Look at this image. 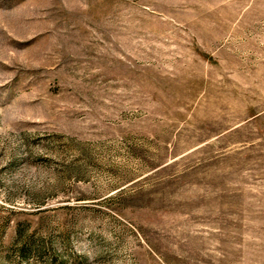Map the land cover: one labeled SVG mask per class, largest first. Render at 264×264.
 <instances>
[{
	"label": "rangeland",
	"instance_id": "1",
	"mask_svg": "<svg viewBox=\"0 0 264 264\" xmlns=\"http://www.w3.org/2000/svg\"><path fill=\"white\" fill-rule=\"evenodd\" d=\"M0 264H264V0H0Z\"/></svg>",
	"mask_w": 264,
	"mask_h": 264
}]
</instances>
